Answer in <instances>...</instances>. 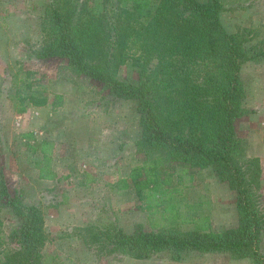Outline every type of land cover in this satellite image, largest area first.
<instances>
[{"label":"trees","instance_id":"1","mask_svg":"<svg viewBox=\"0 0 264 264\" xmlns=\"http://www.w3.org/2000/svg\"><path fill=\"white\" fill-rule=\"evenodd\" d=\"M223 11L224 0H112L110 6L103 1L100 10L79 0H48L40 22L44 39L32 54L61 59L73 74L136 101L141 160L111 187H131L149 218L162 216H156L162 221L157 229L152 218L150 229L137 225L130 232L113 222L98 230L87 225L82 228L85 244L106 239L111 245L107 253L134 259L165 251L179 260L197 251L264 264L261 168L257 157L246 156L245 140L235 129V119L245 113L241 66L263 60L264 48L246 47L241 31H227ZM127 61L136 68L135 82L116 76ZM43 93L19 95L16 111H25V100L46 105ZM55 100L52 105L62 97L57 94ZM23 136L29 139L32 133ZM45 145L29 148L35 152L39 147L46 162ZM206 168L235 192L236 224L221 231L212 229L208 215L196 206L186 204L187 214L181 207L188 186L184 175L190 179V172ZM49 172V165L41 166L39 176L51 177ZM1 197L19 224L0 235V263L44 264L48 236L42 206L25 203L20 193L10 191L0 170ZM185 224L194 227L184 230Z\"/></svg>","mask_w":264,"mask_h":264},{"label":"rangeland","instance_id":"2","mask_svg":"<svg viewBox=\"0 0 264 264\" xmlns=\"http://www.w3.org/2000/svg\"><path fill=\"white\" fill-rule=\"evenodd\" d=\"M103 1L110 6L112 0H79L94 10H100ZM47 3L48 0H0V170L10 191L20 193L25 203L44 200L45 207L54 205V202H46L50 198L46 193L47 182L42 181L39 176L41 166H51L54 163L61 171L59 183L67 184L68 180L61 178L63 172L83 168L75 162L89 163L92 154L99 161V150L111 148L109 138L113 137L126 141L127 146L124 145L121 149L125 150L119 161L125 162L122 167L127 170L131 163L128 143L138 139L141 133L135 100H126L109 94L97 81L73 74L67 63L61 59H40L32 54L44 39L40 22L45 15ZM221 21L227 31H241L243 38L248 40L244 42V46L264 48V0H224ZM116 76L123 81L135 82L136 68L127 61L119 67ZM242 76L241 79L246 84L250 77L246 72ZM27 83H32V86L26 87ZM42 88H45L44 93ZM31 92L46 94L48 103L37 107L25 100V111L17 112L19 95L24 96ZM57 94L62 100L58 105H52V101L56 102ZM26 133H32V137L27 139L23 136ZM42 142H46V156L50 157L46 162L39 147L35 152L29 148V144L39 146ZM86 154L88 159L85 157ZM105 155L102 168L108 169L111 166V159L106 163ZM138 159L141 160L140 155ZM89 164L93 165L91 162ZM109 170L113 172V169ZM190 173V179L186 175L183 177L184 182L188 184L183 189L181 207L184 212L186 214L189 212L186 210L188 208L186 204L191 203L196 206L194 209L208 215L212 229L221 231L234 226L237 221L235 192L226 182L220 181L210 168ZM74 191L67 203L94 212L90 221L96 230L109 222L118 225V217L111 207H107V203L106 208L102 206L97 212L94 207L97 202L90 197L91 195L89 199L87 198L85 195H89L87 190L82 191L83 194ZM258 192L259 205L264 213V174H261ZM55 196L56 202L65 200L69 196V191L59 192ZM3 200L5 199L1 197V236L19 224L17 217L9 206L3 204ZM83 201H86V205ZM127 202L131 207H135L137 212L135 217L126 211L130 207ZM138 204L137 197L135 201L130 195L118 198L115 207L122 208L123 211L120 214L123 226L120 225L121 228L129 230L140 225L137 223L133 226L134 220L147 223L145 215L147 212L140 213L143 209ZM49 208L50 206L43 212L47 213ZM87 209L83 210L87 212ZM75 226L77 225H73L72 228ZM187 227L193 229L194 225L182 226L183 229ZM80 233L81 236H52L54 239L46 243V247L44 246L46 249H43L44 264H130L128 262H131V257L107 253L111 245L106 239H101L100 243L87 245L82 241L83 231ZM74 234H78V231H74ZM262 236L261 245L264 251V232ZM91 237L89 236V239ZM162 253L169 256L165 251ZM225 257L219 260L224 262ZM133 262L132 264H145ZM248 263L252 264L249 258L246 260V264Z\"/></svg>","mask_w":264,"mask_h":264},{"label":"crops","instance_id":"3","mask_svg":"<svg viewBox=\"0 0 264 264\" xmlns=\"http://www.w3.org/2000/svg\"><path fill=\"white\" fill-rule=\"evenodd\" d=\"M247 73L250 77L249 81L245 84V97L242 101V107L245 109V113L238 118L235 119V129L237 134L245 140L246 142V156L249 157H257L259 160V165L261 168V174H264V59L260 62H253L247 61L245 62L240 69L241 77L243 73ZM136 139L133 142L128 143L130 145L129 152H131V163L129 168L124 170L122 164L125 162H120V155H122L123 150H121L124 145L127 146L125 143L126 141L118 139V138H109V142L112 144L111 148H106L105 150H99L98 152V159L92 154L89 158V163H93L91 166L88 162L78 163L79 168L78 171L69 170L67 172H63V176L61 177L64 180H68L67 184H63L67 186L66 188L59 183V173L61 171L56 167V165L51 164L50 172L51 177L40 178L42 181L47 182L48 194L47 197L50 200L46 202H54L50 204V208L48 212H44V220H45V231L48 236L47 243L54 239L53 237L57 236H81V230L87 225H90L92 222L90 221L91 216L94 212L89 211L87 208H77L76 205L68 204L67 200L71 198V196L75 193L74 190L80 191L83 194L84 190H87V198L89 196L94 199L97 204L94 205L97 212H99L100 207H105L107 203V207H111V209L115 212L118 217L119 223L118 225L122 226L120 222V214L123 212L121 211L122 208H116L115 204L118 201V198H124L127 195L132 197V200L135 201V196L133 189L128 187L127 189H113L111 187L112 184L117 182L119 179L127 178L130 169L139 163V154L137 153L136 148ZM125 143V144H124ZM115 145V147H114ZM91 153V152H90ZM105 155L106 163L107 160L111 159V166L108 169L102 168L103 167V156ZM138 156V157H137ZM86 159L87 154H86ZM50 158V157H49ZM48 158V159H49ZM73 161V160H72ZM55 162V161H54ZM126 168V167H125ZM109 169H113V172ZM61 187L63 188L61 190ZM68 190L69 196L65 198V200H61L56 202L57 193ZM74 191V192H73ZM71 192V194H70ZM44 193V192H43ZM90 198V199H91ZM125 201V200H124ZM42 209L45 210L48 206L45 207V201L38 202ZM86 205V201H83ZM125 204V202H122ZM80 205V204H77ZM127 205L130 206L126 209L128 214H132L134 217L137 215L135 207H131L130 203L127 202ZM82 206V205H81ZM90 208V207H88ZM83 209H87L85 212ZM125 211V212H126ZM147 212L146 209L140 211V213ZM147 223L145 224L144 221H133L132 224L135 226L137 223L142 225L146 229H150L151 226V218L152 221L155 220L156 226L154 229H157L161 226L162 221L156 220V216L162 219L160 214L156 216L148 217V212L145 214ZM73 225L75 228H72ZM120 226V227H121ZM123 227V226H122ZM134 228V227H133ZM123 230L130 232L133 229L122 228ZM183 229V228H182ZM192 228H186L184 230H191ZM74 231H78V234H74ZM53 236V237H52ZM263 239V236H261ZM46 247V245H45ZM43 248L44 250L46 248ZM264 253V251H263ZM227 256V257H225ZM160 257V258H159ZM225 261L222 262L219 258L224 259ZM130 264L136 262H148L150 264H246L247 258L243 259H233L228 254L225 253H201L197 251H191L187 254L183 255V257L179 260H173L165 253H158L153 255L150 258L146 259H134L130 258ZM221 259V260H222ZM221 262V263H219ZM250 264V263H248Z\"/></svg>","mask_w":264,"mask_h":264}]
</instances>
